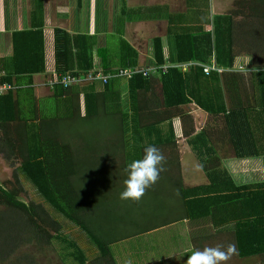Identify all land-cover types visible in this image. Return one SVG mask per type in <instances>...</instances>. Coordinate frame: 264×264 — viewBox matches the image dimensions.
Instances as JSON below:
<instances>
[{"label": "trees", "instance_id": "1", "mask_svg": "<svg viewBox=\"0 0 264 264\" xmlns=\"http://www.w3.org/2000/svg\"><path fill=\"white\" fill-rule=\"evenodd\" d=\"M259 1L263 2L264 14V0ZM38 5L41 15L42 0ZM190 6L187 14L177 16L178 22L174 16L169 20V60H197L208 65L213 59L219 67L232 69L237 57L234 50L236 13L212 17L210 0H190ZM42 20H35L32 29L15 33L12 74L0 76V85H20L21 79L45 70ZM187 20L194 24H180ZM207 26L212 28L207 30ZM258 43L260 49L264 48L263 38ZM54 45L55 70L59 75L81 76L94 71L91 37L73 35L56 27ZM154 57L156 63H165L163 42L159 37L154 41ZM119 60L117 68L112 70L109 60L103 59L106 69L97 70L95 74L106 75L136 67L138 52L125 40ZM249 66L254 70L247 74V79L245 74L238 72L206 73L202 67H192L183 73L179 68H169L160 77L166 115L151 112L148 119L139 114L141 103H146L147 99L140 98V94L150 81V75L142 73L128 79L127 106L123 104L121 93L113 88L114 78L118 77L110 78L101 91H97L93 83L81 88L55 84V100L50 103L54 109L48 112L43 106H36L33 97H29L31 89L21 87L0 93V158L12 170L10 186L0 184V264H42L38 258L42 259L46 252H56L64 264L88 263L90 258L85 250L64 232L52 210L86 233L99 251L92 257L94 264H157L169 256L166 251L169 245L161 249L159 242L151 245L152 241H143L142 245L133 243L123 248L119 242L124 238H110L103 228L99 230L93 224L87 214L89 205L79 191L78 180L86 170L83 166L90 167L86 172L88 178L93 179V173L98 171L92 167L94 161L90 156L97 153L100 179L111 180L110 172L127 174V164L142 158L144 148L149 145L160 148L165 158L167 153L161 147L173 141L172 131H167L172 129L171 123L167 124L172 116L170 108L188 103L222 117L236 157L264 155V62L258 65L252 62ZM249 84L254 105L250 102ZM81 91L85 92V116H81L76 99ZM16 95L20 97L15 99ZM116 133L118 136H114ZM108 140L113 151L107 150ZM105 143L108 145L104 148ZM110 160L112 164L120 161L117 170L107 168L106 162ZM168 166L166 160L163 161L160 173L172 172V180H157L169 183L159 192L177 201L179 213L161 226L203 220L205 224L211 221L215 227H223L233 220L232 244L236 254L240 258L264 256V181L238 185L226 172L210 168L208 183L189 186L181 179L179 168ZM26 183L35 189L41 200L28 198ZM100 206L103 212L109 211L106 206ZM214 238L217 235L206 236L205 240L195 239L194 246L204 249ZM212 245L217 247V244Z\"/></svg>", "mask_w": 264, "mask_h": 264}, {"label": "crops", "instance_id": "2", "mask_svg": "<svg viewBox=\"0 0 264 264\" xmlns=\"http://www.w3.org/2000/svg\"><path fill=\"white\" fill-rule=\"evenodd\" d=\"M39 1L0 0V76L5 77L7 73L12 74L11 58L14 53L15 33L32 29L35 20L43 19L45 70L33 74L31 78L21 79L20 85L11 83V89L13 91L21 87L31 89L32 95L29 94V97L32 96L36 106L40 108L43 106L47 112L53 108L50 103L54 99V90H56L49 84L51 75L56 71L54 45V29L56 27L64 28L73 35L82 34L91 37V40L94 41L92 70L106 69L103 59H108L112 66L111 69L115 70L120 63L119 58L124 40L138 52L137 68L159 67L157 72L149 74L148 86L140 94V98H147L146 103L140 105L142 109L139 114L142 118L148 119V113L151 112H163L166 115L167 108L163 105L164 93L162 83H160L162 73L171 67L179 68L183 73L188 72L192 67H201L190 64L202 63L197 60L187 62H171L169 60L171 50L168 40L169 20L171 16H174L175 21L178 22V15L187 14V9L191 7L190 0H42L41 15L38 13ZM234 6L232 11L236 13L234 15V37L236 39L234 50L237 57L232 69L221 67L222 70L217 72L243 73L247 79L249 76L247 74L254 70V67H250L249 64L253 62L258 65L264 62L262 53L264 48L258 47L259 40L264 39L263 2L240 0ZM200 8L202 7L200 6ZM210 10L212 17L231 13L221 12L220 0H214V3H211L210 0ZM180 24L189 26L188 24L194 23L187 20ZM206 28L209 30L212 26ZM158 37L163 42L165 63L162 64L156 63L154 57V41ZM174 64L190 65L171 66ZM164 66L167 68L164 69ZM110 73L112 72L108 74ZM124 78H114L113 88L121 93L123 104L127 106L129 80ZM93 81L95 82L83 79L74 86L81 88L86 84L93 83L95 89L101 91L106 84L101 80ZM251 86L249 84L250 102L254 105L255 99H253ZM84 93L81 91L76 98L80 105L78 110L81 116L86 114ZM18 97L20 96L16 95L15 99ZM69 104L72 105L71 101ZM170 111L172 116L168 119L167 124L171 123L172 129L167 131L168 133L170 130L172 131L173 141L167 146H162L161 149L167 153L164 161L166 160L169 164L168 167L179 168L182 180H187L183 174L185 168L200 169L199 176L193 173L190 177L192 180H205L200 184H206L210 180V168H217L226 172L227 176H230L238 185L264 181V155L244 159L236 157L221 116H213L195 103L170 108ZM118 134L116 133L114 136H118ZM205 168L209 170H205ZM234 222L231 220L223 227H215L211 221H207L205 224L203 220H200L199 223L184 221L182 224L186 225L188 236H190L193 245L195 239L205 240L206 236L215 234L217 238L210 241L216 242L217 247L226 251L227 245L233 242L231 230ZM193 247L197 250L202 249L199 248L201 246ZM233 255L238 256L236 252ZM239 259L240 261L259 259L260 263L258 264H264V256L239 257Z\"/></svg>", "mask_w": 264, "mask_h": 264}, {"label": "rangeland", "instance_id": "3", "mask_svg": "<svg viewBox=\"0 0 264 264\" xmlns=\"http://www.w3.org/2000/svg\"><path fill=\"white\" fill-rule=\"evenodd\" d=\"M212 2L214 3V0H211V3ZM220 2L222 6L221 12L229 13L233 11L235 3L240 2V0H220ZM216 11L218 13V9ZM108 144L107 150L113 151L112 147H110L111 144L109 140ZM108 144L105 143L104 148ZM97 156V153H93V156H90V160L94 161L92 167L95 168L94 170L98 171L93 173L94 178H88L89 174H87L86 170L90 167L85 165L83 167L86 168V170L81 172L82 179L78 180L80 194L84 197L85 204L89 205L87 214L92 219L93 224L96 225L99 230L103 228L110 238H124L119 242V245H121V247L123 246V248L133 243L135 245H142L143 241H152L151 245L158 244L159 242L161 244V249L167 248V245H169V249L166 250L169 252V256L162 258L157 264H184L188 254H190L192 250H195L193 247L194 245L191 243L190 236H188L189 233L188 229H186V225L174 223V225L166 224L161 226L163 222L166 223L179 213V204L177 201L159 192V189L161 190L164 184L168 185L169 183H160L161 181H156V183L146 189L139 201L130 199L122 200L120 198V193L124 190V180L127 174L123 172H119L118 174L110 172L111 180H101L99 176L101 175L99 169L100 165L97 164ZM112 161L113 160L106 162L108 165L107 168L117 170L118 168L116 167L119 165L120 161L117 160L114 164L111 163ZM199 172L200 169L185 168L183 174L187 180H184V183H186V185H196L204 182L205 180H192V177H190L193 173L199 176ZM172 177V172H163L159 174L158 180L169 181L172 180ZM11 179L12 170L8 167L6 162L0 158V184L10 186L9 181ZM167 187L171 189L170 186ZM25 189L28 191V198L30 200H41L39 194L29 183L25 184ZM100 205L106 206L109 211L103 212V208H101ZM112 207L115 209L112 210ZM52 215L61 222L64 232L77 241L81 248L85 250L90 258L87 264H94L91 261L92 257L98 254L99 251L91 244L86 233L53 210ZM145 229H149V231L144 232L146 231ZM128 236H130V238H127ZM211 243L215 245L216 242ZM211 243H206L205 245L209 244L207 247H214ZM115 247H117V245H115ZM182 254L184 255L180 256ZM177 256L180 257L177 258ZM38 259L42 264H45L43 260H45L46 264H64L60 255H57L56 252L53 254H51V252H46L45 256H42L43 260L41 258ZM117 259H119V256H117ZM118 262H120V259ZM258 263H260L259 259L240 261L239 257L235 255L221 262V264Z\"/></svg>", "mask_w": 264, "mask_h": 264}, {"label": "clouds", "instance_id": "4", "mask_svg": "<svg viewBox=\"0 0 264 264\" xmlns=\"http://www.w3.org/2000/svg\"><path fill=\"white\" fill-rule=\"evenodd\" d=\"M163 161L164 156L155 145L145 147L142 158L133 159L126 166L127 177L124 180L125 187L120 193V198L139 201L146 189L158 180L159 174L163 170ZM235 251L234 244H229L226 251L221 250L220 247L192 250L184 264H221L222 261L228 260Z\"/></svg>", "mask_w": 264, "mask_h": 264}, {"label": "built area", "instance_id": "5", "mask_svg": "<svg viewBox=\"0 0 264 264\" xmlns=\"http://www.w3.org/2000/svg\"><path fill=\"white\" fill-rule=\"evenodd\" d=\"M191 65H199L203 68L204 72L209 73L210 71H221L222 68L219 67L215 61H212L211 64L205 65V64H200V63H190ZM190 64H174L171 66H177V67H183V66H189ZM167 66H164L163 68L165 69ZM159 69L158 66H151L145 69H140L137 67L134 68H125V69H119L115 73H110L103 75L102 73L98 72L95 74L94 71H89L87 73L80 75H71V74H66V75H59L56 71L51 75L52 78L49 81V84L51 86H54L55 84H61L64 87H69L71 85H74L78 82H80L83 79L86 80H101L102 82L106 83L110 78L113 77H125V78H131L134 74L137 73H142L144 76L149 75L150 73H155ZM11 89V85L9 84H2L0 85V93H4L5 90Z\"/></svg>", "mask_w": 264, "mask_h": 264}]
</instances>
